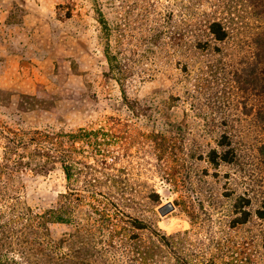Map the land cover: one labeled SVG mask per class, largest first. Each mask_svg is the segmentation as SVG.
I'll use <instances>...</instances> for the list:
<instances>
[{
    "label": "rangeland",
    "instance_id": "1",
    "mask_svg": "<svg viewBox=\"0 0 264 264\" xmlns=\"http://www.w3.org/2000/svg\"><path fill=\"white\" fill-rule=\"evenodd\" d=\"M213 20L225 42L207 32ZM222 135L235 159L217 167L207 154L223 152ZM20 140L21 206L45 212L69 186L101 189L83 193L79 217L93 204L115 218L114 200L178 235L194 264H264V0H0V162ZM240 197L252 217L234 228ZM49 229L57 241L70 227Z\"/></svg>",
    "mask_w": 264,
    "mask_h": 264
},
{
    "label": "trees",
    "instance_id": "2",
    "mask_svg": "<svg viewBox=\"0 0 264 264\" xmlns=\"http://www.w3.org/2000/svg\"><path fill=\"white\" fill-rule=\"evenodd\" d=\"M98 13L100 24L108 29L103 12L99 10ZM164 26L163 23V29ZM206 28L215 41L225 42L229 37L227 29L218 20L209 22ZM164 35L165 30H159L154 38L160 43ZM195 47L208 50L201 42H197ZM106 57L112 75L124 73L118 62L114 64V56L106 54ZM248 77L251 85L258 79L253 72ZM117 80L121 82L118 76ZM25 146L27 143L22 140L10 146L7 144L5 156L0 162V175L10 181L9 184L0 181V264H194L190 256L182 252L183 240L180 241L178 235L161 234L148 222L119 210L120 205L114 200L107 199L117 210L115 218L109 216L106 209L93 204H90L88 212L79 217L77 209L82 205L80 202L84 203L83 193L107 198L109 193L101 189L79 190L69 186L58 205L45 212L36 213L29 207L21 206L17 196L21 187L12 182L15 174L19 175L20 168L28 166V163L20 157L17 160L10 158V154ZM218 146L223 152L210 150L208 161L217 167L222 163H232L235 152L229 136L222 135ZM60 162L63 163L66 179L70 181L73 176L68 156ZM9 198L11 203L3 206L2 200ZM235 207L240 216L232 220L231 227L234 228L247 224L252 217L248 210L251 207L249 199L240 197ZM257 217L264 219V204L257 211ZM52 223L66 224L70 230L59 240H53L49 229ZM142 232H146L148 237L141 235Z\"/></svg>",
    "mask_w": 264,
    "mask_h": 264
},
{
    "label": "water",
    "instance_id": "3",
    "mask_svg": "<svg viewBox=\"0 0 264 264\" xmlns=\"http://www.w3.org/2000/svg\"><path fill=\"white\" fill-rule=\"evenodd\" d=\"M173 209H174V207L172 204H167V205L163 206L162 208H160V213L162 215H166L169 212L173 211Z\"/></svg>",
    "mask_w": 264,
    "mask_h": 264
}]
</instances>
